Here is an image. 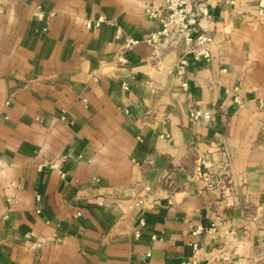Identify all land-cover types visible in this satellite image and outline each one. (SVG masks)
Returning <instances> with one entry per match:
<instances>
[{"label": "crops", "instance_id": "obj_1", "mask_svg": "<svg viewBox=\"0 0 264 264\" xmlns=\"http://www.w3.org/2000/svg\"><path fill=\"white\" fill-rule=\"evenodd\" d=\"M161 2L0 0V264H264V15L207 0L208 62L120 69Z\"/></svg>", "mask_w": 264, "mask_h": 264}, {"label": "built area", "instance_id": "obj_2", "mask_svg": "<svg viewBox=\"0 0 264 264\" xmlns=\"http://www.w3.org/2000/svg\"><path fill=\"white\" fill-rule=\"evenodd\" d=\"M3 12V7L0 5V14ZM257 13L260 16L264 15V0H258ZM143 14L154 23V28L140 38L121 37L119 30L115 32V39L122 40L115 59L120 69L127 67L128 52L141 42L155 48L164 41L178 50L180 56L175 69L179 77L188 63V57L204 62L211 59L212 36L200 23L209 16L207 0H162L160 4H147L143 9ZM36 16L42 17L41 12L37 11ZM104 21L103 16H98L93 20L86 19L84 24L87 29H92L99 27ZM128 88L129 84L126 83L124 90ZM229 94L236 107L243 105L242 94L238 87L231 89ZM189 115L194 120L207 121L211 117V111L191 109ZM167 176L169 177V174ZM193 233L195 234L196 230ZM135 234L139 235L138 230ZM181 264H192V262L185 261Z\"/></svg>", "mask_w": 264, "mask_h": 264}]
</instances>
